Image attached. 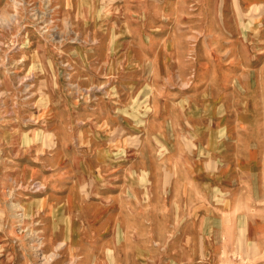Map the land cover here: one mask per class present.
<instances>
[{"label":"rangeland","instance_id":"rangeland-1","mask_svg":"<svg viewBox=\"0 0 264 264\" xmlns=\"http://www.w3.org/2000/svg\"><path fill=\"white\" fill-rule=\"evenodd\" d=\"M182 246L264 264V0H0V264Z\"/></svg>","mask_w":264,"mask_h":264},{"label":"crops","instance_id":"crops-1","mask_svg":"<svg viewBox=\"0 0 264 264\" xmlns=\"http://www.w3.org/2000/svg\"><path fill=\"white\" fill-rule=\"evenodd\" d=\"M198 239H202V236H199ZM187 250H191V248H185L184 246H182L181 249H180V247H171L170 248V253H171L170 256L171 257L166 259L165 262H164V259H162V260H163L164 264H178L179 259L177 257L174 258V255L175 254L180 255V253H184V251H187ZM191 251L193 254L188 252V251H187V253L190 255H194V256L188 258V260L186 261L187 262L186 264H207L206 262H204V257H202V256H207L209 254L207 248L197 247V248H193V250H191ZM210 253H211V251H210Z\"/></svg>","mask_w":264,"mask_h":264}]
</instances>
